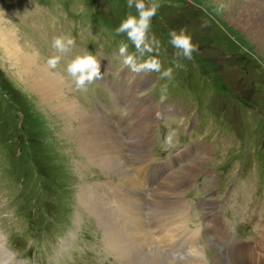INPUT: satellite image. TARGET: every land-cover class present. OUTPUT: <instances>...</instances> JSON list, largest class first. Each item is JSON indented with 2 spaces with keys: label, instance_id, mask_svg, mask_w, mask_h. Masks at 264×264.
I'll list each match as a JSON object with an SVG mask.
<instances>
[{
  "label": "rangeland",
  "instance_id": "1",
  "mask_svg": "<svg viewBox=\"0 0 264 264\" xmlns=\"http://www.w3.org/2000/svg\"><path fill=\"white\" fill-rule=\"evenodd\" d=\"M244 1L246 0H144L146 5L151 2L159 5L156 16L152 18L149 35L154 32L156 39L160 41V53L157 58L161 61L162 71L168 68L173 69V77L171 80L163 79L164 83H160L161 80L151 76L149 77L152 78L151 85L148 86L147 81H143V85H140L139 88L140 90L145 88V95L149 97L147 98L149 103L150 96L152 102H155L158 96L165 93L163 91L165 85L167 86L166 91L170 88L167 94L168 100L177 106V111H182L186 115V120L189 122L196 120V123L193 122L194 127L196 124H200L197 134L203 132L209 125L214 127L217 125L220 130L225 131L228 128L232 129L233 137L228 154L234 158H242L249 169L251 181L261 186L264 181V50L259 43L242 33L240 28L238 30L228 22V14L236 6L243 5L251 12L255 11L253 8L256 7L255 0H252L251 3H243ZM229 4L232 5V8ZM190 5L195 6V9ZM0 9L1 11L4 9L9 14L12 25L18 27L20 32H24L26 37L35 43L36 47L42 51H40L41 54L45 55L46 61L52 56L47 49L51 45V40L56 36L75 39L73 48H78V50L70 56L73 58L82 54L85 49L92 54L96 51L99 58L102 55H109L112 58L113 53L116 50L119 51L121 42L129 44V53L135 52L134 46L127 40L125 34H115V29L129 13L137 15L135 7L127 8V0H0ZM188 23H192L194 26L191 28ZM181 29H185L188 34L193 36V44L209 47L211 51H203L204 57L211 53L212 56L220 55L221 58L215 59L213 56L214 62L209 65L204 60L207 66L205 70L201 69V72L199 69L189 66L185 62L187 58L177 57L176 49L169 43V32L175 30L179 33ZM212 49L216 50L212 51ZM151 55L156 54L152 53ZM231 56L232 59L228 60V57ZM66 57L69 59L68 55ZM146 58L147 54L143 59ZM105 59L109 58L105 57ZM177 64L182 65L181 69L176 67ZM240 67L245 70H240ZM15 68L18 69L16 66ZM15 68L11 66L9 59L0 50V87L20 110L30 133L34 138H37L41 132L38 127L43 125V117L46 116L48 122L44 123V128L47 135L49 131L53 132V138L49 137L48 139L44 133L43 139H48V145L54 147V150L63 156L66 153L75 152L78 148V146L76 147L77 140L72 141L76 137L68 133L65 121L47 105L40 103L36 94L27 88L23 77L17 73ZM54 70L62 72L59 65ZM65 77L68 81L67 75ZM75 93L74 90L71 97L77 100V104L80 103L79 105L86 110L88 115H91L92 113L86 109L85 102L82 103L79 100V98L86 100L84 94ZM143 102H146V107L152 109L154 114L150 115L144 109V111L142 110ZM143 102L134 108L135 113L140 115L136 122L139 134H142L155 115L154 106L149 105L146 100ZM105 106L109 108L110 112L113 111L109 116L110 121H118L116 107L112 108L111 102L106 103ZM2 107L4 105L0 101V240L2 243L4 242L5 247L6 243L8 244V249H11V245L15 244L34 245L30 250V257L25 253L24 255L17 253L14 255L11 252L14 256L3 264H108L107 246L112 233L107 236L103 235L94 220L83 209H80L79 205L90 206L92 213L98 214L99 211L98 206L91 204L89 200L81 199L82 190L78 193V206L74 202L76 189L73 188L68 197L64 196L63 191H68L70 188L68 183L63 184L62 191L48 182L46 194L50 195V198L45 200L48 203L49 199L48 209L38 213L40 225L46 224L39 228L37 223L35 229L32 230L27 213L26 211L22 212L21 208L25 203L23 197L32 183L37 184V180L33 179L29 184L19 186L18 178L15 175L16 173L19 175L18 172H24L29 177L31 175L42 176V170L47 178L53 180L58 173V168L48 162L44 155V147L40 143H37L35 147L32 146L37 154L40 167L27 169L30 162H26L21 156L15 157L17 125L11 118L8 108L5 112ZM169 118L176 121V126L186 123L182 115L178 113H172ZM144 124L145 127H143ZM4 126L6 135L1 134L3 133L1 128ZM73 126H78V123L76 122L75 125L74 122ZM124 128H129L134 135L132 125L125 124ZM155 129L156 124L148 129L149 140L146 141V144L142 138L137 141L135 151L139 155L147 157L145 154L151 150L147 145L151 144L150 139L153 137ZM54 150H50L48 156ZM126 150H129L128 146H126ZM199 150L204 152L202 147ZM78 151L84 155L80 149ZM65 157L68 160L67 166L61 169L59 180H69L75 184L82 182V178L84 183L93 181L96 172L89 166L82 167L81 173L76 176V181L74 174L78 171L73 170L70 154ZM225 159L226 154L223 153L220 157V164ZM121 160L128 168L129 163L126 157H122ZM60 161L65 166V161L62 158ZM204 165V162H198L195 165L186 166L180 174L181 180L186 176L194 175ZM208 167L210 166L204 168ZM117 171L122 175L127 173V170L124 169ZM22 177L24 179L25 176ZM128 177L124 179L123 184L131 188L132 182L136 179L132 175V170ZM96 178L103 179L102 177ZM105 179H108L106 175ZM98 184L95 183L86 188L88 190L95 188L100 192L96 188ZM181 185L182 182H179L178 186ZM8 186L10 187L8 188ZM8 189L9 194H7ZM32 189L37 192L38 187L33 186ZM164 192H160L157 198L160 199ZM172 194V191L167 193L163 200ZM38 198L39 200L43 199L42 195ZM130 200L133 202L132 199ZM65 201L68 203L67 212L59 210V205ZM146 203H148L147 198ZM158 204H162V202H158ZM35 205H37V201L34 203ZM159 206L156 205L155 209L158 210ZM79 209L80 217L77 214ZM49 211L51 212L49 213ZM75 211L73 223L61 219L64 214ZM116 214L119 215L118 219L121 220V224L125 225L126 223L123 222H129L128 226H132L130 219L134 218V212L128 219L118 211ZM217 219L222 221L230 236L225 240L226 242L221 240L224 242L223 248L217 249L213 255L226 253L223 255L224 259L233 262L229 258L230 255L234 262L236 258L241 264L264 262V244L255 238L258 236L260 227L264 226V194L246 193L239 203L223 204L220 212L216 211L209 218L211 222ZM187 225L195 228L191 224ZM125 230L126 228H121V235L124 234L122 239L127 240L126 243L129 244L128 233ZM190 231L192 232V230ZM238 233L242 235H238ZM206 243L208 245L215 244L212 239L207 240ZM191 245V241H184L183 249H189ZM239 245L251 248L254 253L248 254L246 251H242V256L236 254ZM0 250L1 262L5 259L8 251L6 253L4 248ZM144 252L142 250L139 254ZM152 252L154 251L145 254ZM134 261L133 263L143 261V264H147L145 259L137 261L134 259ZM196 261L199 263H194ZM203 261L201 256L197 255L190 258L189 261L177 263L201 264L200 262Z\"/></svg>",
  "mask_w": 264,
  "mask_h": 264
},
{
  "label": "bare ground",
  "instance_id": "2",
  "mask_svg": "<svg viewBox=\"0 0 264 264\" xmlns=\"http://www.w3.org/2000/svg\"><path fill=\"white\" fill-rule=\"evenodd\" d=\"M255 2L256 7L252 6L255 10L254 12H251V10L243 5L234 7L228 14V22L238 30L240 28L242 33H245L251 37L253 41L259 43L264 50V3L263 0H255ZM8 21L9 14L4 11V9L2 11L0 9V50H2L4 56L9 59L11 66L14 68L16 66L18 68H15V70L23 77L27 88L36 94L40 103L47 105L48 108L57 113V115L65 121L66 130L76 137L74 139L77 140L78 149L86 156V160L88 159L89 163L100 165L105 169L114 168L116 170H127V165L121 160L122 156L119 155L122 150L120 140L119 138L115 140L109 130L106 129L104 125L105 120L98 117L95 113L88 115L86 110L79 105L80 103H76L77 100L71 97L74 90L69 80H66L65 75L63 76L62 72L49 69L46 65L45 55L41 54L42 51L36 47L33 41L26 37L24 32H20L18 27L12 25V23ZM36 51H38L39 55H34ZM145 103L143 102L142 110L144 109L150 115L154 114L153 110L147 108ZM75 121L78 123L76 127L73 126ZM82 124L84 125L82 126ZM143 127H145V124ZM135 128L138 129L137 123H135ZM145 158L144 156L140 157V159ZM132 175L136 178L132 182V187L141 186L139 178L141 176L140 168H137L136 171L132 170ZM100 184L103 185L99 186ZM96 188L100 191H109L110 182L99 183ZM128 188L130 189V187ZM86 190H88V188L83 189L80 196L83 201L89 200L85 193ZM128 197L129 196H122L118 193L119 202L116 210L123 214L126 219L134 212V218L130 219V224L132 226L141 228L155 226V224L146 222L142 218V204L130 198L133 200V203ZM156 205H160L158 207L159 209L156 210V222L162 226L169 221L168 214L172 204L156 203ZM98 209V214L104 216L103 211L100 208ZM123 223L128 225L129 222ZM115 225H117V223L113 221V226ZM174 225L183 228L180 221L173 222L171 226ZM127 233L129 244L135 245L134 251L136 248L144 246L131 237L130 231H127ZM178 237V234H173L166 239V242L174 241L178 239ZM193 240L195 239L193 238ZM262 241L264 242V235ZM145 253L146 252L138 255L135 254L130 262H135L134 259H136V261L145 259L147 264H178L176 261L168 259L159 251H154L147 255ZM204 262L205 261L200 263L205 264ZM191 263H193V261H191ZM194 263L199 262L196 261ZM257 264H263V261H259Z\"/></svg>",
  "mask_w": 264,
  "mask_h": 264
},
{
  "label": "clouds",
  "instance_id": "3",
  "mask_svg": "<svg viewBox=\"0 0 264 264\" xmlns=\"http://www.w3.org/2000/svg\"><path fill=\"white\" fill-rule=\"evenodd\" d=\"M133 7H135L137 15L129 13L115 29V34H125L135 49L134 53H129V44L120 43L119 56L122 58V63L134 74L155 72L160 73V79L171 80L173 69L168 68L162 71L161 61L157 58L160 53V41L156 39L155 35H149L152 18L156 16L159 5L155 2L146 5L144 0H127V8L132 9ZM169 37V43L176 49L177 57L191 59L193 53L198 51V46L192 43V38L186 34L185 29H181L179 33L172 30L169 32ZM74 46L75 39L72 37H54L51 42L54 53L47 59V67L56 69ZM152 53L156 55H151ZM146 54V59H139L145 57ZM34 55H39L38 51L34 52ZM176 67H182V65L177 64ZM100 69V62L96 56L91 52H84L68 60L64 71L76 91L87 92L89 85L103 78ZM166 88L165 85L164 92H166ZM164 98L165 96L162 95L161 100ZM175 135V131L170 130L164 138V143L170 144ZM186 256L187 253L180 250L171 253V258L174 261H183Z\"/></svg>",
  "mask_w": 264,
  "mask_h": 264
}]
</instances>
